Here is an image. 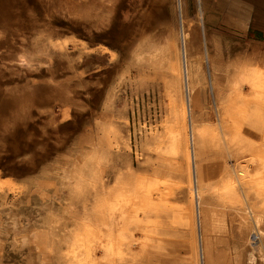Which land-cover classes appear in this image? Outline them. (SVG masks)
Returning <instances> with one entry per match:
<instances>
[{
  "label": "rangeland",
  "instance_id": "obj_1",
  "mask_svg": "<svg viewBox=\"0 0 264 264\" xmlns=\"http://www.w3.org/2000/svg\"><path fill=\"white\" fill-rule=\"evenodd\" d=\"M208 2L0 0V264H264V42Z\"/></svg>",
  "mask_w": 264,
  "mask_h": 264
},
{
  "label": "crops",
  "instance_id": "obj_2",
  "mask_svg": "<svg viewBox=\"0 0 264 264\" xmlns=\"http://www.w3.org/2000/svg\"><path fill=\"white\" fill-rule=\"evenodd\" d=\"M210 1V0H209ZM205 4L209 29L224 23V29L241 33L243 37H257L264 42V0H211Z\"/></svg>",
  "mask_w": 264,
  "mask_h": 264
},
{
  "label": "bare ground",
  "instance_id": "obj_3",
  "mask_svg": "<svg viewBox=\"0 0 264 264\" xmlns=\"http://www.w3.org/2000/svg\"><path fill=\"white\" fill-rule=\"evenodd\" d=\"M162 1H164V0H146V6L147 7H145V8H151L152 6L158 4V3L162 2ZM156 8H158V7H156ZM145 11H146V9H144V11H142V12H145ZM180 11H181L180 12V14H181L180 15V24H181V27H180V40H181L182 65H183V81H184V89H185L184 90L185 91L184 96H185L186 104L190 107L191 95H190L189 85L194 82L195 77H196V74L194 73V67H193V65L190 64L187 61V58H188L187 57V50L190 51V48L192 46L191 43H190V41H189L190 29H189V25L188 24H187L186 27L184 26V22L185 21L183 22L184 19L182 17V9H180ZM189 136H190L191 143H193L194 134H193V131H192L191 123H190V133H189ZM194 172H195V170H194ZM198 196L195 199V207H196V216H197V220H198V226L200 227V224H201V215H200V209H199V200H198L199 197ZM198 240H199V242L201 244V242H202V236H201V232L200 231H198ZM202 256H203V254H202V248H201L200 257L202 258Z\"/></svg>",
  "mask_w": 264,
  "mask_h": 264
}]
</instances>
